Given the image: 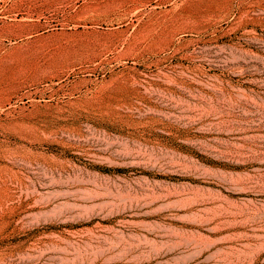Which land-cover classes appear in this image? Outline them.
I'll list each match as a JSON object with an SVG mask.
<instances>
[{"label":"rangeland","instance_id":"1","mask_svg":"<svg viewBox=\"0 0 264 264\" xmlns=\"http://www.w3.org/2000/svg\"><path fill=\"white\" fill-rule=\"evenodd\" d=\"M169 223L264 264V0H0V264H167Z\"/></svg>","mask_w":264,"mask_h":264},{"label":"bare ground","instance_id":"2","mask_svg":"<svg viewBox=\"0 0 264 264\" xmlns=\"http://www.w3.org/2000/svg\"><path fill=\"white\" fill-rule=\"evenodd\" d=\"M133 38L130 27L124 22L86 19L70 30L65 29L61 43L76 47L86 55H98L106 51L110 52L118 46H126ZM169 227L166 229L161 245L159 242L162 239L156 240L154 237H145L142 242L151 246L156 258L161 256L164 248L169 255L170 251L176 250L172 261L167 260V264H196V261L210 248V244L202 233L174 223H169ZM191 250H198L197 255L186 252Z\"/></svg>","mask_w":264,"mask_h":264}]
</instances>
